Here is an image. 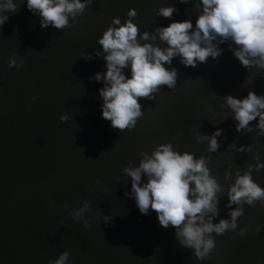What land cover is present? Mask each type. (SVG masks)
I'll list each match as a JSON object with an SVG mask.
<instances>
[{"label": "water", "instance_id": "95a60500", "mask_svg": "<svg viewBox=\"0 0 264 264\" xmlns=\"http://www.w3.org/2000/svg\"><path fill=\"white\" fill-rule=\"evenodd\" d=\"M14 3L15 12L0 13L8 16L0 26V264H48L64 251L68 264H264V201L242 204L237 229L211 234L215 248L197 261L191 249L178 244L171 226L161 227L152 210L142 215L124 196L131 181L123 172L139 166L141 152L150 156L160 144L170 143L194 159L203 156L221 188L213 223L228 219L229 185L237 172L243 175L256 163L253 156L264 163V136L254 127L237 133L230 110L221 107L223 96L240 98L249 90L264 94V73L254 67L246 71L227 44L219 45L224 51L215 61L207 58L195 68L180 65L176 57V86L161 85L153 99L139 100L142 116L131 130L120 131L101 119L102 82L89 80L105 71L98 38L113 18L123 23L130 8L137 13L133 22L139 32L147 30L150 37L172 20L191 18L194 25L192 3L91 0L60 30L41 29L24 0ZM169 5L178 9L170 19L155 15L154 9ZM139 32L141 44L166 46L158 38L140 41ZM10 59L20 66L9 67ZM61 115L67 116L63 122ZM217 128L223 130L220 146L208 152V142H197L196 136ZM233 142L250 151H236L228 146ZM251 175L264 188V168ZM83 200L90 206L83 216L88 228L69 215ZM103 216L110 217L107 225Z\"/></svg>", "mask_w": 264, "mask_h": 264}, {"label": "clouds", "instance_id": "9594fccd", "mask_svg": "<svg viewBox=\"0 0 264 264\" xmlns=\"http://www.w3.org/2000/svg\"><path fill=\"white\" fill-rule=\"evenodd\" d=\"M178 2L192 3L197 13L194 25L191 18L172 20L167 26L154 28L150 37L147 30L139 32L133 22L137 13L130 8L123 23L119 17L113 18L98 38L97 43L104 53L105 71L94 73L89 80L102 82L98 89L102 100L100 116L110 122V128L131 130L137 118L142 116L139 100L153 99L152 94L161 85L169 90L176 86L177 69L172 67L176 57L180 65L195 68L205 63L207 58L215 61L224 51L219 45L227 44L228 51L246 71L254 67L264 73V0ZM90 3L91 0H24L26 10L40 18L41 29L51 26L57 30L68 27L69 17L81 14ZM16 10L14 0H0V13ZM154 12L157 17L170 19L178 9L169 5L154 9ZM7 19V15H0V26ZM138 32L140 41L158 38L166 46L141 44L137 40ZM81 56L91 59L89 54L82 53ZM8 66L20 65L10 59ZM224 106L232 114L237 133L242 130L251 132L254 127L259 130L257 135L264 136V94L249 90L240 98L224 95L221 107ZM59 119L63 122L67 116L61 115ZM254 120L255 125H250ZM222 131L217 128L211 135L197 134V142L206 140L207 151L215 153L220 146L217 137ZM228 146L235 148V142ZM235 150L248 152L250 147L242 145ZM141 156L143 159L138 167L123 169L131 181L130 191L124 196L134 201L142 215H148L152 210L161 227L167 229L171 226L178 244L191 249V255L197 261L207 259L215 248L211 234L220 236L237 229V218L244 214L242 204L252 206L255 202L264 201V188L254 182L251 175L253 170L259 173L264 168L258 155L253 156L256 163L249 164L243 175L236 173L234 183L229 185L226 193L228 219H220L216 223H213V218L218 215L217 194L221 188L210 175L205 157L194 159L192 153L174 151L170 143L158 145L150 156L143 152ZM234 204L237 207L233 208ZM260 206L264 207V203ZM89 210V202L83 200L81 206L73 208L69 215L74 222L81 221L83 227L88 228L89 222L83 216ZM109 220V216H103L105 225ZM260 227L256 226L257 231ZM246 232L245 226L239 228L238 234L244 236ZM68 257L69 253L64 251L48 264H68Z\"/></svg>", "mask_w": 264, "mask_h": 264}]
</instances>
